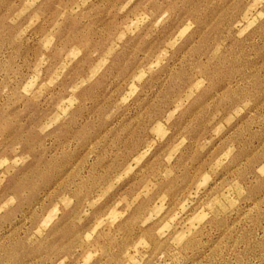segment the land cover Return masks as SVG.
<instances>
[{"label":"clouds","instance_id":"clouds-1","mask_svg":"<svg viewBox=\"0 0 264 264\" xmlns=\"http://www.w3.org/2000/svg\"><path fill=\"white\" fill-rule=\"evenodd\" d=\"M94 2L55 0V18L50 20L52 14L44 6L46 0H0V33L5 28L14 30L11 39L0 45V77H6L0 79V99L18 93L41 103L50 89L60 85L72 66L84 55L85 48L71 45L49 70L53 64L50 54L57 47L65 23L72 17L89 12ZM135 3L136 0H123L115 9L116 16L124 17ZM150 3L151 0H147L144 9L137 15L126 17V23L109 37L103 54L99 51L93 53L98 59L88 69L87 75L68 86L65 95L53 104L36 127L39 136L47 137L70 118L81 103L78 94L97 81L130 36L135 37L149 23L159 31L171 22L172 13L169 10H162L157 16L151 11ZM231 3L235 5L236 12L226 38L217 39L206 51L193 50L196 39L193 34L198 25L188 18L162 40L150 61L139 65L129 75L125 89L116 101L117 107L106 115V120L111 121L118 109L129 107L138 98L147 103L156 97L159 84L153 87L151 97L144 96L145 88L150 86L151 81L169 76L171 69L182 59L187 61L185 69L191 71L190 79L184 72L170 76L171 91L175 95L165 98L168 104L163 117L149 124L147 142L130 157L107 186L86 200L79 215L74 217V223L83 229L76 233L79 243L72 255L63 253L55 264H97L107 257L105 240L111 242V264H192L191 258L185 254V246L200 233L206 222L227 217L223 231L213 237L212 243H215L264 197V191L250 197L246 183L249 181L258 185L264 181V160L254 164L249 176L232 175L264 148V43L261 39L264 36V0H231ZM81 23L92 30L99 27L95 22L88 25L87 20ZM43 24H47V28L35 38L40 52L29 62L25 78L13 91L19 78L15 66L21 64L23 49L13 51L11 56L6 55L4 49L15 50L21 43L31 46L33 37L29 33ZM254 33L258 35L254 36ZM152 38L151 35L146 37L149 40ZM231 38L246 41L247 47L243 50L231 49ZM214 101L215 114L206 122L210 135L202 140L201 159L213 153L217 145L237 129L242 128V132L215 155L211 165L200 172L191 190L174 206H169V194L160 192L145 215L135 221L142 231H137L117 256L115 246L124 236L123 229L118 226L128 220L142 199L152 197L159 190L158 181L168 182L177 177V161L181 152L197 139L195 134L190 137L180 133L192 116ZM174 138L176 142L169 147V141ZM23 148L22 143H15L7 153L0 148V190L5 189L18 170L33 164L34 153L24 152ZM161 151H164L163 167L156 174L145 177L131 197L125 195L128 186L137 182L138 174ZM87 178L85 167L76 179L86 181ZM222 181L223 186L213 191ZM18 204L20 197L16 193L9 191L5 195L0 191V264H34L39 257L32 253L42 247L41 242L46 237L63 226V217L73 209L76 197L67 193L61 195L34 223L27 216L23 220L17 218L11 224L3 222L5 214ZM21 211L27 213L28 209L22 208ZM98 211H103V215L93 218V213ZM261 216H264V208L248 220L239 234L224 242L220 254L227 264H264V223L258 218ZM200 241L205 251L211 247L206 236H201Z\"/></svg>","mask_w":264,"mask_h":264},{"label":"rangeland","instance_id":"rangeland-1","mask_svg":"<svg viewBox=\"0 0 264 264\" xmlns=\"http://www.w3.org/2000/svg\"><path fill=\"white\" fill-rule=\"evenodd\" d=\"M120 3H123V0H95L90 5L89 12L81 14L80 17H72L65 23L58 37L57 47L54 53L50 54L53 64L49 66V70L59 62L61 55L71 45H79L85 48V52L72 66L60 85L56 89H50L41 103H35L33 99L24 98L18 93L0 99V134L3 136L0 140V148L7 153L12 145L22 143L24 152L34 153L33 164L27 169L18 170L10 178L5 189L0 190L5 195L11 191L20 197V204L5 214L3 222L11 224L17 218L23 220L27 216L30 222L34 223L61 195L67 193L76 197L73 209L63 217L65 221L63 226L46 237L41 242L42 247L32 253L39 257L34 264H55V260L63 253L73 254V250L79 243L76 233L83 231L74 223V217L79 215L86 200L104 189L130 157L147 142L149 124L163 117L168 104L165 98L175 95L171 91L170 76H174L176 72H184L190 79L191 71L185 69L187 61L182 59L171 69L169 76L151 81L150 86L145 88L144 96L151 97L153 87L159 84V93L156 97L147 103L138 98L129 107L118 109L111 121L106 120V115L117 107L116 101L124 91L129 75L139 65L150 61L161 46L162 40L166 39L167 35L183 24L186 19L191 18L198 25L197 31L193 34L196 37L193 50L206 51L217 39L226 38L229 24L236 12V7L231 0H151L149 5L151 11L158 16L162 10H169L172 13L171 22L159 31L149 23L135 37L130 36L125 41L121 52L117 53L112 64L97 81L78 94L81 103L70 118L53 129L47 137L39 136L36 127L50 112L53 104L65 95L68 86L87 75L88 69L98 59L93 53L99 51L103 54L109 37L115 34L120 25L126 23V17L135 16L143 10L147 0H136L124 17L116 16L115 9ZM54 5L55 0H46L44 5L52 14L49 17L50 20L55 18ZM82 20H87L88 25L95 22L99 27L92 30L89 26L82 24ZM47 26L43 24L29 33L33 37L31 46L21 43L15 50L4 49V53L8 56H11L13 51L19 52L23 49L21 64L15 66L19 78L13 86V91L25 78L27 68L30 66L29 62L39 54L40 49L35 38L45 31ZM13 31L5 28L0 33V45L6 44L11 39ZM149 35L153 36L151 40L146 39ZM261 39L264 43V36ZM246 47V41L231 38V49L243 50ZM0 79H6V77H0ZM214 114L215 101L201 108L181 131L180 135L191 137L195 134L197 136L195 143L190 142L181 152V158L177 161L179 168L177 177L168 182L158 181L159 190L154 192L152 197L142 199L135 206L128 220L118 226L119 229H123L124 236L115 246L117 256L119 250L123 249L135 233L142 231L137 228L135 221L145 215L160 192L166 191L170 196V208L174 206L185 193L191 190L200 172L211 165L215 155L240 135L242 128L221 141L213 153L201 159L202 140L210 135L206 122L211 120ZM175 142V138L170 140L169 147ZM164 151L153 157L147 167L138 174L137 182L129 185L125 190V195L131 197L140 188L145 177L156 174L163 167ZM73 160L75 163H72ZM262 160H264V148H261L248 164L232 175L249 176L254 164ZM85 167L88 178L86 181H78L77 174ZM65 169L68 171L65 172ZM223 183L222 181L217 184L213 191L220 189ZM246 183L250 197L264 191V181L258 185L249 181ZM22 208L28 209V212H22ZM262 208H264V197L215 243H212L213 237L223 231L227 217L219 221L215 218L209 220L202 226L200 233L188 241L184 250L185 254L191 258L192 264H227L225 257L220 254L224 242L229 237L239 234L248 220ZM99 215H103V211L94 212L93 218ZM258 218L264 223V216ZM201 236H206L207 242L211 244L207 251L201 244ZM105 244L108 245L107 257L99 260L97 264H111L113 250L110 240H105Z\"/></svg>","mask_w":264,"mask_h":264}]
</instances>
